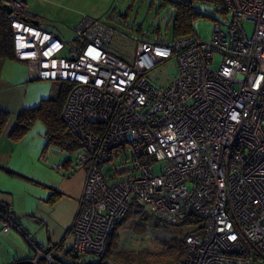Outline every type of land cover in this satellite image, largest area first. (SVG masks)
<instances>
[{
    "label": "built area",
    "instance_id": "built-area-1",
    "mask_svg": "<svg viewBox=\"0 0 264 264\" xmlns=\"http://www.w3.org/2000/svg\"><path fill=\"white\" fill-rule=\"evenodd\" d=\"M5 1L14 58L32 79L68 85L61 119L85 168L62 254L71 260L25 234L27 264L100 259L132 200L162 222L201 230L184 236L181 260L162 264H264V0H225L207 40L195 31L170 44L140 40L132 64L109 51L103 20L84 19L66 43L36 17L21 18L23 0ZM170 58L174 77L152 84L146 73ZM0 228L22 232L2 202Z\"/></svg>",
    "mask_w": 264,
    "mask_h": 264
},
{
    "label": "crops",
    "instance_id": "crops-1",
    "mask_svg": "<svg viewBox=\"0 0 264 264\" xmlns=\"http://www.w3.org/2000/svg\"><path fill=\"white\" fill-rule=\"evenodd\" d=\"M28 14L34 16L29 10ZM58 86V82L32 79L25 62L0 57V111L8 115L0 134V202L13 207L22 230L0 228V264L32 257L25 234L43 249L60 245L59 257L72 241L66 234L85 178L84 166L73 155L82 151L80 141L71 136L57 139L59 131L49 135L39 120L20 139L9 137L17 114L52 96Z\"/></svg>",
    "mask_w": 264,
    "mask_h": 264
},
{
    "label": "rangeland",
    "instance_id": "rangeland-1",
    "mask_svg": "<svg viewBox=\"0 0 264 264\" xmlns=\"http://www.w3.org/2000/svg\"><path fill=\"white\" fill-rule=\"evenodd\" d=\"M26 9L31 11L41 25L51 28L59 34L64 42L73 41L74 29L84 19H100L112 28L113 34L108 43L109 51L132 64L135 58L136 43L146 40L153 43L170 44L172 41V15L173 8L167 3L159 6L161 0H23ZM202 13L207 16L196 17L193 28L197 35L207 40L211 37L215 20L222 21V16L213 11L214 5L198 1ZM151 3V4H150ZM127 6H130L129 10ZM215 9V8H214ZM27 10V11H28ZM126 13L125 18L120 14ZM224 18V17H223ZM230 19L228 12L226 20ZM251 22H244L248 35L252 30ZM158 28L159 32L154 29ZM158 33V34H157ZM219 62L216 56L214 66ZM176 66L174 59L156 64L147 73V79L154 85L167 84L175 75ZM76 157L77 154H73ZM118 160L114 161L117 165ZM163 162H157L154 172H159ZM135 220L127 218L116 228V240L120 250L149 251L157 253L163 248V243L172 236L183 237L186 234L201 232L192 225L176 226L169 229L155 227L153 223L145 229L137 230ZM136 228V229H134ZM85 261H95L93 255L82 256ZM63 260L71 257L62 255ZM109 261L108 263H110Z\"/></svg>",
    "mask_w": 264,
    "mask_h": 264
},
{
    "label": "trees",
    "instance_id": "trees-1",
    "mask_svg": "<svg viewBox=\"0 0 264 264\" xmlns=\"http://www.w3.org/2000/svg\"><path fill=\"white\" fill-rule=\"evenodd\" d=\"M198 1L207 2L214 5L213 11L218 12L221 15H225V0H161L159 6L164 3L170 5L173 8L172 15V39L186 35L194 31L193 20L196 17L207 16L202 13ZM151 4V3H150ZM6 1L0 0V57L1 58H14L13 45H12V33L10 28L11 14H8L5 10ZM128 10L130 6H127ZM126 13L120 14L125 18ZM35 16L25 12V15L21 18L26 21H33ZM155 32H159L158 28L154 29ZM158 34V33H157ZM68 85L59 83L55 93L42 100L37 106L33 108L22 109L16 116V123L10 130L9 137L13 140L20 139L31 125L39 120L47 128V132L51 135L54 132H61L57 139L69 136L74 137L64 125L61 119L62 107L67 95ZM8 115L0 111V134L4 129L7 122ZM78 140V139H77ZM79 141V140H78ZM127 218L135 220L138 226L137 230L145 229L146 226L153 223L155 227H161L169 229L180 225H169L161 220L153 217L147 209L140 205L137 201L132 200L129 203L128 210L122 220L114 227L105 252L103 256L95 261L81 262L80 264H107L109 261L115 264H162L172 261L181 260L185 253L184 236H172L163 243V248L157 253L149 251H127L120 250L116 240V228L122 224ZM136 229V228H134ZM76 260L75 257H72Z\"/></svg>",
    "mask_w": 264,
    "mask_h": 264
},
{
    "label": "water",
    "instance_id": "water-1",
    "mask_svg": "<svg viewBox=\"0 0 264 264\" xmlns=\"http://www.w3.org/2000/svg\"><path fill=\"white\" fill-rule=\"evenodd\" d=\"M4 7H5L6 12L8 14H10L11 13V8L7 4ZM27 263H28V261H22V262H17L15 264H27Z\"/></svg>",
    "mask_w": 264,
    "mask_h": 264
}]
</instances>
